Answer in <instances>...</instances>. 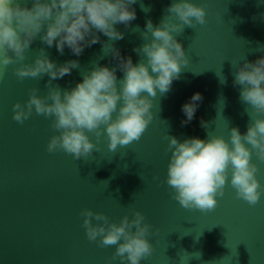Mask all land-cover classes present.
I'll use <instances>...</instances> for the list:
<instances>
[{"label": "water", "instance_id": "water-1", "mask_svg": "<svg viewBox=\"0 0 264 264\" xmlns=\"http://www.w3.org/2000/svg\"><path fill=\"white\" fill-rule=\"evenodd\" d=\"M206 8L203 25H185L176 34L188 56L180 76L166 93L153 98V119L139 139L108 148L106 135L89 132L95 148L87 156L74 158L58 149L47 150L49 137L57 130L52 117L33 112L23 123L12 117L15 101L28 98L36 87L47 92L48 75L18 79L14 65L0 78V264H126L112 260L114 245L103 246L87 238L81 209L102 211L119 221L125 212L139 209L152 225L148 238L152 253L141 264H264V191L255 204L236 195L230 184L213 209L185 208L166 183L168 135L179 138L210 134L228 137L232 126L243 134L250 117L233 84L232 60L254 61L264 54V0H197ZM171 0H136V18L114 44L133 61V51L142 44L141 32L149 17L154 24L167 14ZM141 5L144 7L142 8ZM147 9V10H145ZM136 26H139L137 29ZM100 40L108 38L99 33ZM44 47L50 58L63 62L79 60V67L57 80L62 88L81 79V72L95 62L114 64L101 52L98 42L85 47L77 57L66 46L63 54L48 47L39 35L26 51V60ZM123 75L117 69V77ZM224 78V79H223ZM223 79V82L221 81ZM202 100L193 119L181 124V105L193 92ZM207 126H201V120ZM257 176L264 190V161L255 152ZM95 222V221H94Z\"/></svg>", "mask_w": 264, "mask_h": 264}, {"label": "clouds", "instance_id": "clouds-1", "mask_svg": "<svg viewBox=\"0 0 264 264\" xmlns=\"http://www.w3.org/2000/svg\"><path fill=\"white\" fill-rule=\"evenodd\" d=\"M135 3L136 0H0V78L9 65H14L13 71L21 80L48 75L47 92L41 95L36 87L31 88L26 100L13 103L12 117L20 123L33 112L52 117L51 126L57 131L48 139L49 152L62 149L74 158L87 156L96 147L89 132L97 137L106 135L110 150L139 139L153 119V98L158 91L168 92L172 81L179 78L182 65L188 63L176 34L185 25L205 24L204 4L171 0L158 24L150 17L146 19L141 32L144 42L133 48L140 57L134 62L130 54H122L114 41L124 36L116 25L123 23L127 27L136 18L132 7ZM99 33L108 39L101 41ZM37 35L48 47L55 44L63 54L67 46L77 57L85 47L99 42L101 52L110 54L116 63L95 62L81 72V79L62 88L52 81L78 68L79 60L57 63L44 47L33 59L26 60V51ZM257 50L264 53V44H258ZM232 64L233 84L239 86L240 99L250 117L247 130L242 134L238 126H232L228 137L208 133L206 138L193 135L181 139L167 134L170 155L165 179L174 198L185 208L213 209L217 196L223 194L229 170L228 182L236 195L249 204H255L264 191L257 176L258 165L252 160L255 152L264 161V54L254 61L232 60ZM117 69L123 73L119 79ZM202 98L195 91L182 103L181 124L193 119ZM201 126H207L203 119ZM81 215L90 241L115 246L112 260L141 264L152 253L148 238L152 225L141 210L125 212L118 222L88 207L81 209Z\"/></svg>", "mask_w": 264, "mask_h": 264}]
</instances>
